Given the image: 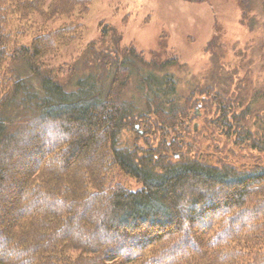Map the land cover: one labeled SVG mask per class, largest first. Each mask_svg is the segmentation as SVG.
<instances>
[{"label": "trees", "instance_id": "16d2710c", "mask_svg": "<svg viewBox=\"0 0 264 264\" xmlns=\"http://www.w3.org/2000/svg\"><path fill=\"white\" fill-rule=\"evenodd\" d=\"M92 1L0 0V264H264V166L231 163L234 147L264 153L261 90L202 88L180 104L152 73L140 109L123 99L132 65L116 60L110 76L106 59L63 84L46 61L77 38L75 21L34 38L20 23L84 16ZM237 1L253 32L261 5ZM192 105L214 109L230 138L209 162L168 155ZM139 127L146 140L132 147L124 133Z\"/></svg>", "mask_w": 264, "mask_h": 264}, {"label": "rangeland", "instance_id": "374dc122", "mask_svg": "<svg viewBox=\"0 0 264 264\" xmlns=\"http://www.w3.org/2000/svg\"><path fill=\"white\" fill-rule=\"evenodd\" d=\"M254 4L261 6H253L248 16L252 22L260 13L254 20L253 32L242 25L243 13L237 0H93L87 15L50 21L35 16L20 25L28 37L34 38L72 28L75 21L74 26L79 30L77 38L60 46L55 56L47 59L46 67L63 71L65 75L59 77L63 84H68L72 81L73 66L86 75L93 72L96 77L99 70L96 64L103 59L112 67L110 76L116 70V60L126 62L128 67L131 64L123 99L135 100L140 109L144 104L143 77L150 82L147 77L152 73L164 77V91H174L180 104L198 89L211 87L218 93L222 86L230 84L242 95L246 90L251 92L252 87L259 88L263 99L259 97L262 101L258 103H264V0H255ZM92 44L95 50L90 47ZM89 47L91 52L85 56ZM133 49L138 58L125 56L126 51ZM170 61L172 64L163 65ZM194 98L203 96L196 94ZM200 107L192 105L190 133L183 134L180 144L168 152L173 161L188 154L209 162L210 149L217 144L220 150L228 152L230 138L213 125L218 119L216 111ZM197 112L201 113L200 117L196 116ZM137 130L139 137L132 130L124 133L125 141L131 146L146 140L143 129ZM165 140L170 144L172 138ZM232 153L231 163L240 170L264 166V153L239 151L235 147ZM126 183L138 187L132 180L126 179Z\"/></svg>", "mask_w": 264, "mask_h": 264}, {"label": "water", "instance_id": "95a60500", "mask_svg": "<svg viewBox=\"0 0 264 264\" xmlns=\"http://www.w3.org/2000/svg\"><path fill=\"white\" fill-rule=\"evenodd\" d=\"M196 115L200 116L199 112H197ZM194 128H195V131L197 132V130H198V124H196Z\"/></svg>", "mask_w": 264, "mask_h": 264}]
</instances>
